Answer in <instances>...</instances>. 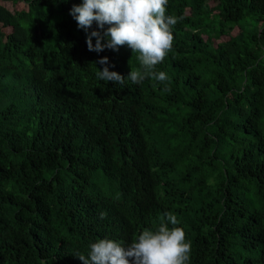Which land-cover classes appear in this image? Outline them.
<instances>
[{
    "label": "trees",
    "instance_id": "1",
    "mask_svg": "<svg viewBox=\"0 0 264 264\" xmlns=\"http://www.w3.org/2000/svg\"><path fill=\"white\" fill-rule=\"evenodd\" d=\"M81 3L0 0V264H82L167 212L190 264H264V0H169L168 90L97 80L139 54L88 51Z\"/></svg>",
    "mask_w": 264,
    "mask_h": 264
},
{
    "label": "clouds",
    "instance_id": "2",
    "mask_svg": "<svg viewBox=\"0 0 264 264\" xmlns=\"http://www.w3.org/2000/svg\"><path fill=\"white\" fill-rule=\"evenodd\" d=\"M168 2L82 0L81 4L73 5L69 14L77 22L78 29L84 30L88 51H119L120 47L127 46L139 54L140 69H131L127 78L109 71V66L114 65H109L107 57L98 60L96 63L104 67L97 71V80L120 85H124L126 80L136 85L151 80L164 84V90H168L169 77L157 66L173 50L174 26L182 19L167 13ZM94 23L98 30L89 31ZM104 218L106 213L102 212L100 219ZM178 223L177 217L167 212L155 231L143 230L127 246L123 242L99 239L90 244L87 257L83 254L76 257L82 264H190L192 245L184 230L176 226Z\"/></svg>",
    "mask_w": 264,
    "mask_h": 264
},
{
    "label": "rangeland",
    "instance_id": "3",
    "mask_svg": "<svg viewBox=\"0 0 264 264\" xmlns=\"http://www.w3.org/2000/svg\"><path fill=\"white\" fill-rule=\"evenodd\" d=\"M6 5H7L8 7H11L10 4H6ZM15 8L18 9V10H20V9H23L24 6H23L22 4H17Z\"/></svg>",
    "mask_w": 264,
    "mask_h": 264
}]
</instances>
